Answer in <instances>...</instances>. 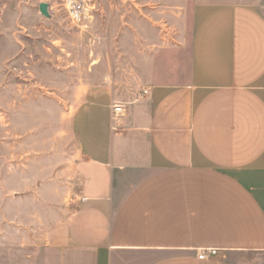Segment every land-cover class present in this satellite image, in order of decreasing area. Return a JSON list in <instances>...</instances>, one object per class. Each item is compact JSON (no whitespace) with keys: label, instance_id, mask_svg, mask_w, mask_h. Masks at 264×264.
I'll list each match as a JSON object with an SVG mask.
<instances>
[{"label":"crops","instance_id":"obj_1","mask_svg":"<svg viewBox=\"0 0 264 264\" xmlns=\"http://www.w3.org/2000/svg\"><path fill=\"white\" fill-rule=\"evenodd\" d=\"M191 16L190 38L144 58L138 92L78 93L59 264L264 256V0H192Z\"/></svg>","mask_w":264,"mask_h":264},{"label":"rangeland","instance_id":"obj_2","mask_svg":"<svg viewBox=\"0 0 264 264\" xmlns=\"http://www.w3.org/2000/svg\"><path fill=\"white\" fill-rule=\"evenodd\" d=\"M92 4L80 26L63 0H0V264H59L79 187L71 117L80 90L110 82L138 92L144 58L190 38L192 0Z\"/></svg>","mask_w":264,"mask_h":264},{"label":"built area","instance_id":"obj_3","mask_svg":"<svg viewBox=\"0 0 264 264\" xmlns=\"http://www.w3.org/2000/svg\"><path fill=\"white\" fill-rule=\"evenodd\" d=\"M69 18L77 25H84L91 20L93 12L92 0H63ZM148 94L147 90L142 92V96ZM114 113L122 112L123 107L115 104L113 107ZM220 251L217 249H202L198 251L199 260H208L219 255Z\"/></svg>","mask_w":264,"mask_h":264},{"label":"water","instance_id":"obj_4","mask_svg":"<svg viewBox=\"0 0 264 264\" xmlns=\"http://www.w3.org/2000/svg\"><path fill=\"white\" fill-rule=\"evenodd\" d=\"M40 13L47 18H50L49 5L46 3L40 4Z\"/></svg>","mask_w":264,"mask_h":264}]
</instances>
